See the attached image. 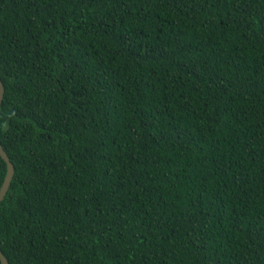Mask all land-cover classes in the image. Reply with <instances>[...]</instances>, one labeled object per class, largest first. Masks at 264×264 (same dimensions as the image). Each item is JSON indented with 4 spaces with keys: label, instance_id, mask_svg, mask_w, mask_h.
I'll return each mask as SVG.
<instances>
[{
    "label": "trees",
    "instance_id": "1",
    "mask_svg": "<svg viewBox=\"0 0 264 264\" xmlns=\"http://www.w3.org/2000/svg\"><path fill=\"white\" fill-rule=\"evenodd\" d=\"M0 79L9 264H264V0H0Z\"/></svg>",
    "mask_w": 264,
    "mask_h": 264
},
{
    "label": "water",
    "instance_id": "2",
    "mask_svg": "<svg viewBox=\"0 0 264 264\" xmlns=\"http://www.w3.org/2000/svg\"><path fill=\"white\" fill-rule=\"evenodd\" d=\"M3 95H4V85L0 79V106H1L2 99H3ZM0 156L6 163V173H5L3 182L0 186V201H1L4 198L6 192L9 188L10 182L13 178L14 166H13L12 162L10 161L7 153L3 149L1 143H0ZM0 263L1 264H9L7 258L4 256L1 249H0Z\"/></svg>",
    "mask_w": 264,
    "mask_h": 264
}]
</instances>
